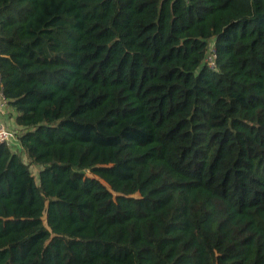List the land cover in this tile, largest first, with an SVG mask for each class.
<instances>
[{
	"label": "trees",
	"instance_id": "16d2710c",
	"mask_svg": "<svg viewBox=\"0 0 264 264\" xmlns=\"http://www.w3.org/2000/svg\"><path fill=\"white\" fill-rule=\"evenodd\" d=\"M0 76V264H264V0H0Z\"/></svg>",
	"mask_w": 264,
	"mask_h": 264
},
{
	"label": "built area",
	"instance_id": "2783aa9c",
	"mask_svg": "<svg viewBox=\"0 0 264 264\" xmlns=\"http://www.w3.org/2000/svg\"><path fill=\"white\" fill-rule=\"evenodd\" d=\"M207 46L208 47L204 61L209 68H215L217 55L214 48V41L211 40ZM9 110L10 107L8 105L7 98L3 93L0 76V145H4L9 147L12 151L18 152L21 150L20 140L18 138L21 130L14 124L13 120V123H9L6 115Z\"/></svg>",
	"mask_w": 264,
	"mask_h": 264
},
{
	"label": "rangeland",
	"instance_id": "374dc122",
	"mask_svg": "<svg viewBox=\"0 0 264 264\" xmlns=\"http://www.w3.org/2000/svg\"><path fill=\"white\" fill-rule=\"evenodd\" d=\"M6 115H7V118H8L9 123H13L11 121V115H12V113L11 112H7ZM29 168H30L31 172L35 175V177L37 178L38 177L39 168L37 166H30Z\"/></svg>",
	"mask_w": 264,
	"mask_h": 264
},
{
	"label": "crops",
	"instance_id": "0c3cea01",
	"mask_svg": "<svg viewBox=\"0 0 264 264\" xmlns=\"http://www.w3.org/2000/svg\"><path fill=\"white\" fill-rule=\"evenodd\" d=\"M9 112H11L12 113V115H11V121L14 119V116H15V112H14V110L10 107V110H9ZM14 121V120H13Z\"/></svg>",
	"mask_w": 264,
	"mask_h": 264
}]
</instances>
